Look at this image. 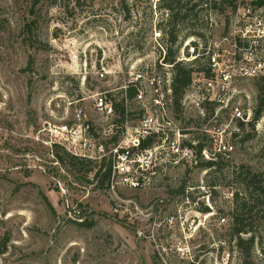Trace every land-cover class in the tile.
Here are the masks:
<instances>
[{
	"label": "rangeland",
	"instance_id": "rangeland-1",
	"mask_svg": "<svg viewBox=\"0 0 264 264\" xmlns=\"http://www.w3.org/2000/svg\"><path fill=\"white\" fill-rule=\"evenodd\" d=\"M168 1L0 0V264H264V224H254L260 243L247 257L229 228L234 176L246 167L264 173V112L233 138L231 158L220 155L207 168L213 144L201 117L194 108L174 109L185 146L205 147L178 162L157 161L139 188L101 184L97 162L56 158L67 151L47 127L73 116L69 99L83 96L87 118L99 123L93 92L120 87L145 64L163 70L157 60L170 45ZM228 14L214 9L210 37L208 23L205 30L182 21L173 47L188 54L193 37L229 54ZM193 31H205V39ZM260 78L237 81L253 109L264 98Z\"/></svg>",
	"mask_w": 264,
	"mask_h": 264
},
{
	"label": "built area",
	"instance_id": "built-area-1",
	"mask_svg": "<svg viewBox=\"0 0 264 264\" xmlns=\"http://www.w3.org/2000/svg\"><path fill=\"white\" fill-rule=\"evenodd\" d=\"M213 2L230 9L226 27L234 34V49L228 54L217 42L199 45L193 37L185 42L190 52L185 54L181 50L177 60L191 63L205 57L211 74L194 73L182 100V109L194 108L201 117L203 130L213 144V152L204 151L205 155L213 159L218 154L231 158L235 147L233 138L238 139L253 119V107L248 106V96L237 81L264 78V0H206L208 37L214 25ZM227 40L225 36L223 41ZM166 47L162 46L163 52L157 60L163 70L145 64L132 71L120 87L92 93L93 110L99 116V123L87 118L85 108L79 104L85 99L83 96L68 100L67 108L74 107V110L72 117L66 116V123H48L47 131L55 146L61 145L82 159L111 162L109 186L112 189L118 185L139 188L148 173L156 172L157 161L178 162L196 151V143L188 147L182 141L183 129L174 114L173 64L165 60ZM97 77L104 80L106 70L99 71ZM130 87L135 89L133 101L141 106L139 111L133 109L128 94ZM116 98L124 99L126 107L121 124L117 120ZM136 115L139 116L137 123L130 124V118Z\"/></svg>",
	"mask_w": 264,
	"mask_h": 264
},
{
	"label": "trees",
	"instance_id": "trees-1",
	"mask_svg": "<svg viewBox=\"0 0 264 264\" xmlns=\"http://www.w3.org/2000/svg\"><path fill=\"white\" fill-rule=\"evenodd\" d=\"M206 0H170L168 1V6L170 8V13L168 15L166 23L168 28L164 29L165 36H167V41L170 43L168 46V52L166 55V62L173 64V97H174V109L175 112H180L182 110V100L188 90L194 73L203 71L206 75H210V69L206 58H198L191 63L178 61L177 57L180 53L179 48H174L176 42H178L179 33L177 25L182 21H190L191 25H199L200 27L208 28L207 21L205 18L207 8L204 6ZM214 9H219L220 11H226L227 7L223 4L212 3ZM227 26L229 24V16H226ZM33 20L30 21L32 23ZM227 28V27H226ZM196 29V28H195ZM190 35H197L203 39L206 37L205 31H193ZM208 41V40H207ZM206 41V42H207ZM167 42V43H168ZM197 46L198 44L194 42ZM197 49V48H196ZM264 82V78H260ZM128 94L130 101H133L135 95V89L130 87L128 89ZM120 97V96H119ZM115 106L118 112V123L121 124L125 120L126 107L124 99L116 98ZM264 112V98L260 99L257 107L253 109V119L250 122L252 129L255 128L256 122L262 117ZM150 143V141H147ZM148 144V143H146ZM144 144V146L146 145ZM186 145V143H184ZM190 146L192 143L188 142ZM205 144L199 142L195 145L197 154H201ZM70 156L71 162L79 164L81 167L90 165L94 161L82 159L80 157L74 156L69 152H65V155L56 153V158L62 162H66V158ZM220 154H218V157ZM220 164L219 160L210 159L203 162L202 166L207 168L216 167ZM112 172V164L108 161H103L98 163V168L95 172V177L101 178V184L110 182ZM234 181L237 182L236 187L232 190V205L230 207L229 214L231 216L230 221V232L234 239L236 240V246L241 251L244 256L250 255L251 250L255 248V245L260 243L259 234L254 226L255 223L264 224V173L253 171L250 167L242 168L236 176H234ZM263 205L260 208L259 204ZM208 207L205 211H209ZM225 218V217H223ZM5 245V243H4ZM264 253V248L261 247ZM193 264V263H191Z\"/></svg>",
	"mask_w": 264,
	"mask_h": 264
}]
</instances>
